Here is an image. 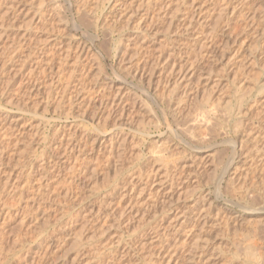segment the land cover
Returning <instances> with one entry per match:
<instances>
[{
	"label": "rangeland",
	"instance_id": "1",
	"mask_svg": "<svg viewBox=\"0 0 264 264\" xmlns=\"http://www.w3.org/2000/svg\"><path fill=\"white\" fill-rule=\"evenodd\" d=\"M13 1L0 264H264V0Z\"/></svg>",
	"mask_w": 264,
	"mask_h": 264
},
{
	"label": "bare ground",
	"instance_id": "2",
	"mask_svg": "<svg viewBox=\"0 0 264 264\" xmlns=\"http://www.w3.org/2000/svg\"><path fill=\"white\" fill-rule=\"evenodd\" d=\"M2 1H4V0H2ZM14 1H16V0H14ZM13 1V2H14ZM20 1V0H19ZM103 1V0H102ZM213 1V0H212ZM218 1V0H217ZM232 1V0H231ZM231 1L229 2L228 0H222L221 1V3H223V7H222V9L218 12V18L219 19H222V18H226L229 14H230V16H234V15H236V12H237V14H240L241 13V11H240V9L239 10H237V7L235 6V5H233V4H231ZM247 1V0H246ZM17 3H18V1H16ZM109 2H110V0H109ZM5 3V2H4ZM11 3V2H10ZM21 3V2H20ZM20 3L17 5V4H9L8 6L6 5V10H5V13L4 14H9V13H11V11L12 10H15L16 8H19V5H20ZM116 3H117V1H116ZM119 3V2H118ZM6 4V3H5ZM215 7V6H214ZM240 8V7H239ZM21 9V8H20ZM220 9V8H219ZM218 9V10H219ZM17 10V9H16ZM40 10V9H39ZM237 10V11H236ZM217 11V10H216ZM240 11V12H239ZM264 12V11H263ZM44 13V12H43ZM199 14V13H198ZM47 15V14H46ZM164 15H166V14H164ZM195 16H196V14H195ZM194 15H191L190 17H188V19H187V21H188V24H189V26L193 23V22H197L198 20H199V17H195ZM16 17V16H15ZM32 17H33V15H32ZM31 17V18H32ZM157 17V16H156ZM158 17H160V15H158ZM239 17V16H238ZM4 18V17H3ZM163 18V17H162ZM261 18H263L262 16L260 17V19ZM34 19V18H33ZM32 19V20H33ZM152 19H153V17H152ZM151 19V21L150 22H152L153 20ZM226 20V19H225ZM1 21V20H0ZM12 21V20H11ZM10 21V22H11ZM31 22V21H30ZM37 22V21H36ZM6 25V24H5ZM12 25V24H11ZM35 25V24H34ZM42 26V25H41ZM192 26V25H191ZM93 28V27H92ZM214 28V27H213ZM256 28V27H255ZM213 30H215V29H213ZM259 30V29H258ZM261 30H263V29H261ZM216 31V30H215ZM260 31V30H259ZM30 32V31H29ZM212 32H214V31H212ZM211 32V33H212ZM264 31H262V33H263ZM261 33V32H260ZM262 35V34H261ZM33 36V35H32ZM95 37V36H94ZM21 38H22V36H21ZM95 38H97V36L95 37ZM94 38V39H95ZM39 39V38H38ZM51 39V38H50ZM93 39V40H94ZM37 40V39H36ZM31 41V40H30ZM16 42V41H15ZM18 42V41H17ZM19 42H20V40H19ZM18 42V43H19ZM24 42V41H23ZM92 42V41H91ZM39 43V42H38ZM38 43H37V45H38ZM206 44V43H205ZM19 45V44H18ZM44 45L45 44H43L42 42H41V45H39V46H34V50L32 51L33 52V56H34V54H37L38 56L39 55H41V56H45V50H43V48H44ZM19 47H20V45H19ZM213 46L210 44H206L205 46H204V52L203 53H205L206 55H213V54H215V52H217V51H215V49H213L212 48ZM77 51H78V53H79V55H81V54H83L84 52H85V46L84 45H78L77 46ZM202 48V47H201ZM30 49V48H29ZM196 49V48H195ZM9 50V49H8ZM60 50V49H59ZM36 51V52H35ZM199 51V50H198ZM203 51V50H202ZM13 52V51H12ZM50 53V52H49ZM49 53H47V55H49ZM52 53H53V51H52ZM13 54V53H12ZM7 55V54H6ZM77 56V58H80V56ZM8 56V55H7ZM27 56H28V54H27ZM53 56V55H52ZM55 56V55H54ZM82 56V55H81ZM84 56V55H83ZM12 57V56H11ZM35 58V57H34ZM33 58V59H34ZM76 58V59H77ZM19 60V59H18ZM38 60H40V59H38ZM44 60V59H43ZM80 60V59H79ZM42 61V60H41ZM57 61V60H56ZM12 62V61H11ZM54 62V61H53ZM46 63V62H45ZM75 63V62H74ZM87 63V62H86ZM20 64V63H19ZM36 64V63H35ZM76 64V63H75ZM79 64V63H78ZM242 64V63H241ZM21 65V64H20ZM27 65V64H26ZM58 65V64H57ZM198 65L199 64H196L195 62L193 63V62H191V64L189 65V67H188V69H186V71H184V72H182L181 73V78L182 79H184V80H189L191 77H193L194 76V74H195V72H196V68H198ZM42 66V65H41ZM54 66V65H53ZM243 66V65H242ZM241 67V66H240ZM239 67V68H240ZM20 68V67H19ZM60 68V67H59ZM238 68V67H237ZM35 68L33 67V70H34ZM38 69V68H37ZM50 70V69H49ZM36 71V70H35ZM235 76V75H234ZM233 79V78H232ZM236 79V78H235ZM176 81V80H175ZM189 82V81H188ZM187 82V83H188ZM243 83V82H242ZM26 84V83H25ZM176 84H177V82H176ZM175 84V85H176ZM179 84V83H178ZM181 84V83H180ZM122 84H120V85H118L116 88H117V90H116V92L117 93H115L116 95H118L119 96V93H121V91L120 90H122V89H124L125 88V86H121ZM238 86H239V89L242 91L243 90V87H244V85H242L241 84V82H238V84H237ZM53 86V85H52ZM176 86H178V85H176ZM180 86V85H179ZM184 86V85H183ZM112 87H114V86H112ZM177 88H179V87H177ZM238 88V87H237ZM182 89V88H181ZM184 90V89H183ZM245 90V89H244ZM187 92V91H186ZM185 92V93H186ZM238 92V91H237ZM249 92V91H248ZM247 94V93H246ZM121 95V94H120ZM239 98H237L238 99V101H237V103H238V105L237 106H239V107H241V105L243 104V102H244V96H245V94L242 92V93H240V94H238L237 95ZM122 98V97H121ZM119 99V98H118ZM123 99V98H122ZM122 99H121V101H122ZM115 101V100H114ZM113 101V102H114ZM119 101H120V99H119ZM118 104V103H117ZM263 104V103H262ZM203 106V105H202ZM243 106V105H242ZM238 107V108H239ZM123 108V107H122ZM202 109V108H201ZM241 109V108H240ZM122 110V109H121ZM103 111V110H102ZM179 111V110H178ZM206 111V110H205ZM239 111V110H238ZM202 112V111H201ZM238 113H240V112H238ZM243 113H246V112H243ZM241 114V113H240ZM202 115H203V112H202ZM238 115V114H237ZM245 115V114H244ZM237 117H239V116H237ZM176 118V117H175ZM203 119H204V117H203ZM175 122V121H174ZM159 123V122H158ZM237 123H239V121L237 120V122H236V126L238 125ZM241 123V122H240ZM240 123H239V125H240ZM175 124H179V123H175ZM158 125V124H157ZM117 126V125H116ZM184 128H185V126H184ZM188 128V127H187ZM238 128H239V126H238ZM181 129V128H180ZM190 130H192V129H190ZM184 132L186 133H190V131L188 130L187 131V129L186 130H184ZM261 137V136H260ZM257 138V137H256ZM259 139V138H258ZM122 140V139H121ZM120 140V141H121ZM125 140V139H124ZM183 141V140H182ZM256 141L257 142H255L256 143V145L257 144H259V143H261V140L258 142V140L256 139ZM123 142V141H122ZM124 143V142H123ZM230 143H233L232 144V146H231V148H232V153L234 154V156H233V158H231V160L229 161V164H228V166H227V168H226V171H225V173H227V172H229V169L233 166V165H235V163L237 162V160L239 159V155H238V151L242 148V146L240 147V146H238L236 143H234V142H230ZM115 144V143H114ZM120 145V144H119ZM260 145V144H259ZM122 146V145H121ZM238 147V148H237ZM240 147V148H239ZM262 147V146H261ZM237 149H239L238 151H237ZM258 149V148H257ZM256 149V150H257ZM261 149V148H260ZM258 150V151H256L257 153V159L256 160H258V163H260L261 165H264V153H263V151H261V150ZM262 149H264V147L262 148ZM260 153V154H259ZM255 158V157H254ZM252 165V164H251ZM234 167V166H233ZM236 170V169H235ZM152 205V204H151ZM155 207V206H154ZM148 208H149V206L147 207V210H148ZM150 209V208H149ZM155 215V214H154ZM207 224V222H203V225H206ZM79 243H80V241H79ZM196 243V245H200L199 244V242H195ZM197 247V246H196Z\"/></svg>",
	"mask_w": 264,
	"mask_h": 264
}]
</instances>
